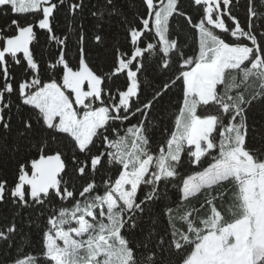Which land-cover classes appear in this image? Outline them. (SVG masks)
<instances>
[{
    "label": "snow or ice",
    "instance_id": "6c2138e0",
    "mask_svg": "<svg viewBox=\"0 0 264 264\" xmlns=\"http://www.w3.org/2000/svg\"><path fill=\"white\" fill-rule=\"evenodd\" d=\"M0 264H264V0H0Z\"/></svg>",
    "mask_w": 264,
    "mask_h": 264
},
{
    "label": "trees",
    "instance_id": "16d2710c",
    "mask_svg": "<svg viewBox=\"0 0 264 264\" xmlns=\"http://www.w3.org/2000/svg\"><path fill=\"white\" fill-rule=\"evenodd\" d=\"M241 5H243V0H241ZM237 15H239L241 17V20H243V18H244V8H243V6H241L237 10ZM257 111H259V110L257 109Z\"/></svg>",
    "mask_w": 264,
    "mask_h": 264
}]
</instances>
